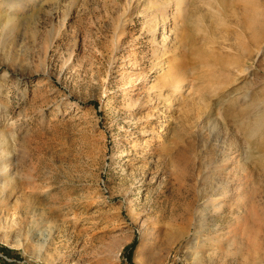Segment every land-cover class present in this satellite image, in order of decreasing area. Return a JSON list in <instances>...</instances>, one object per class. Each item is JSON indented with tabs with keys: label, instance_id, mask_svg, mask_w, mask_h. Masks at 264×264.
I'll return each instance as SVG.
<instances>
[{
	"label": "rangeland",
	"instance_id": "374dc122",
	"mask_svg": "<svg viewBox=\"0 0 264 264\" xmlns=\"http://www.w3.org/2000/svg\"><path fill=\"white\" fill-rule=\"evenodd\" d=\"M213 7L0 0V264H195L229 226L198 264H264V0Z\"/></svg>",
	"mask_w": 264,
	"mask_h": 264
},
{
	"label": "bare ground",
	"instance_id": "6f19581e",
	"mask_svg": "<svg viewBox=\"0 0 264 264\" xmlns=\"http://www.w3.org/2000/svg\"><path fill=\"white\" fill-rule=\"evenodd\" d=\"M254 24L252 23V24H250V26L252 27ZM257 26H259V25H257ZM261 26V25H260ZM256 27V26H255ZM254 27V28H255ZM253 28V29H254ZM258 29V28H257ZM259 30V29H258ZM262 30V29H261ZM258 34H256L257 36L258 35H261V34H259L260 32H257ZM254 34V33H253ZM254 34V36L256 37V35ZM255 39H258L257 37L255 38ZM259 40V39H258ZM257 40V41H258ZM173 80H174V78L173 77H170V78H168L167 80H165V82H167V83H173ZM227 188V184H224V186H223V189H226ZM219 194V195H218ZM217 195L218 196H216L215 198H213V202H212V206H213V210H214V212H216L217 211V213H221V209L220 208H222L223 207V204L222 203H220V197L221 196H224L225 195V192H218L217 193ZM198 213H200V211H198ZM250 215H253V213L252 214H250ZM200 216V217H199ZM201 216H202V214H200V215H198V217H199V220H198V227H201L203 224H204V221H202V220H200V218H201ZM182 230V229H181ZM200 234L199 235V237H201V233L198 231V230H196V234ZM244 233L245 234H247V230L245 229L244 230ZM226 234H227V237H226V241L225 242H221V240H219L217 237H219V234H216L215 236H213V238H208V239H206V238H204V237H201V239H199V242H196V241H194L195 239H193V238H190L188 241L190 242V249H189V254H191V258L192 259H194L193 261L195 262V264H198L199 263V261L200 260H202L203 259V253H202V246L204 245V243L205 242H207V241H210V242H213L214 244H215V246H214V249H216V250H220L221 249V251H225V252H227V251H230L232 248V246L235 244V242L237 241L236 240V234H235V232H234V229H231V227L229 226V229L226 231ZM179 235V234H178ZM175 236H177V235H175ZM179 237H180V235H179ZM198 237V238H199ZM173 238V237H172ZM181 238V237H180ZM215 238V239H214ZM252 239V238H251ZM147 240V237L144 235L143 236V239H142V243H141V245L137 248V254L139 255V256H141V255H144V254H146V255H148V254H150L152 251H153V247H151V246H148V247H146L147 245H146V241ZM149 241H151V240H149ZM148 241V242H149ZM173 242V241H172ZM178 242V241H177ZM152 243V242H151ZM174 244H175V241H174ZM249 247H254V245H255V239L253 240H250L249 242H248V244H247ZM225 249V250H224ZM118 254V253H117ZM137 256V255H136ZM194 264V263H193Z\"/></svg>",
	"mask_w": 264,
	"mask_h": 264
},
{
	"label": "clouds",
	"instance_id": "9594fccd",
	"mask_svg": "<svg viewBox=\"0 0 264 264\" xmlns=\"http://www.w3.org/2000/svg\"><path fill=\"white\" fill-rule=\"evenodd\" d=\"M201 2H202V6L205 9H207V11L210 12L213 17H215L219 22H221V23L223 22L220 11L218 10V8L213 7V4L215 3V0H201ZM196 20L201 25H203V17L202 16L196 17Z\"/></svg>",
	"mask_w": 264,
	"mask_h": 264
},
{
	"label": "trees",
	"instance_id": "16d2710c",
	"mask_svg": "<svg viewBox=\"0 0 264 264\" xmlns=\"http://www.w3.org/2000/svg\"><path fill=\"white\" fill-rule=\"evenodd\" d=\"M0 252H2L4 254H10L11 253V251L7 247H4L2 245H0ZM129 259H130V256H129Z\"/></svg>",
	"mask_w": 264,
	"mask_h": 264
}]
</instances>
